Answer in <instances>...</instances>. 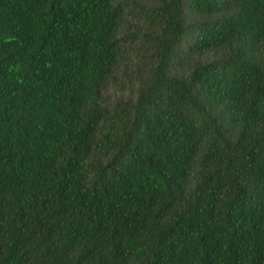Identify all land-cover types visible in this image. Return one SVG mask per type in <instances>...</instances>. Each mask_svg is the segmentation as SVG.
<instances>
[{
    "label": "trees",
    "instance_id": "trees-1",
    "mask_svg": "<svg viewBox=\"0 0 264 264\" xmlns=\"http://www.w3.org/2000/svg\"><path fill=\"white\" fill-rule=\"evenodd\" d=\"M0 264H264V0H0Z\"/></svg>",
    "mask_w": 264,
    "mask_h": 264
}]
</instances>
